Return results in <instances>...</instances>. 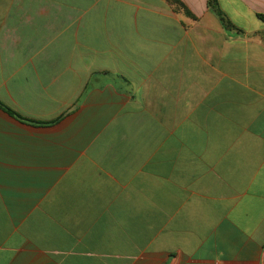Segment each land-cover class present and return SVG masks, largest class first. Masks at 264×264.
Segmentation results:
<instances>
[{
    "label": "crops",
    "instance_id": "obj_1",
    "mask_svg": "<svg viewBox=\"0 0 264 264\" xmlns=\"http://www.w3.org/2000/svg\"><path fill=\"white\" fill-rule=\"evenodd\" d=\"M180 2L0 0V264H264V0Z\"/></svg>",
    "mask_w": 264,
    "mask_h": 264
},
{
    "label": "trees",
    "instance_id": "obj_2",
    "mask_svg": "<svg viewBox=\"0 0 264 264\" xmlns=\"http://www.w3.org/2000/svg\"><path fill=\"white\" fill-rule=\"evenodd\" d=\"M172 5H174L178 11L183 12L185 15L193 17L192 13L188 10V8L180 2V0H167ZM209 7L217 14L220 18L222 24L228 29H235L234 25L226 18L224 13L219 8L218 0H208ZM261 20L264 22V16L260 15ZM12 113V112H11Z\"/></svg>",
    "mask_w": 264,
    "mask_h": 264
}]
</instances>
